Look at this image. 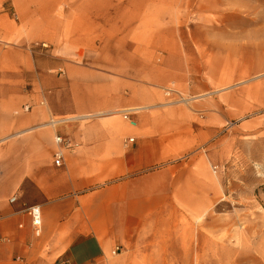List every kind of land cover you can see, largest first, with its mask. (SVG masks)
<instances>
[{
    "label": "rangeland",
    "instance_id": "1",
    "mask_svg": "<svg viewBox=\"0 0 264 264\" xmlns=\"http://www.w3.org/2000/svg\"><path fill=\"white\" fill-rule=\"evenodd\" d=\"M137 1L0 0V14L17 25L19 36L30 29L43 33L30 47L36 68L29 75L36 87L29 81L21 91L36 88L59 107L78 77L73 64L94 71L124 66L129 72L137 55L141 65H157L166 51L156 49L161 38L156 28H207L209 33L198 37L219 38L220 48L185 47L186 58L172 61L178 63L176 77L152 83L141 104L128 109L155 117L162 124L157 137L165 135L172 144L169 157L148 167L165 179L161 201L181 205L173 219L184 250L172 264H264V0H139L150 17L134 28L138 22L131 10ZM91 12L100 18L91 19ZM100 21H106V35ZM2 59L0 50V92L10 89L12 77L11 63ZM120 75L130 82V73ZM121 92L126 96L130 89L125 85ZM4 101L10 99L0 98ZM69 116H51L38 127ZM19 133L10 131L0 140V153ZM62 135L69 138L67 132ZM7 165L0 163V171Z\"/></svg>",
    "mask_w": 264,
    "mask_h": 264
},
{
    "label": "crops",
    "instance_id": "2",
    "mask_svg": "<svg viewBox=\"0 0 264 264\" xmlns=\"http://www.w3.org/2000/svg\"><path fill=\"white\" fill-rule=\"evenodd\" d=\"M148 10L139 0L132 5L131 17L138 22L134 28H139L140 19L150 17ZM91 14V19L100 18ZM99 24L106 35V21ZM18 31L8 15L1 13L0 50L3 59V51L8 54L12 77L10 89L0 92V98L10 99L0 102V140L10 131L20 133L0 153V163L9 164L0 171V264H55L57 260L68 264H172V259H180L184 244L173 217L181 205L161 201L165 179L161 171L148 169L170 156L172 144L165 135L157 137L162 124L155 117L133 112L132 125L113 112L141 104L142 93L152 83L174 79L178 63L172 61L186 58L185 47L219 49V38L198 37L209 33L205 27L156 28L154 33L161 36L156 49L166 51L157 65L151 66L150 61L141 65L137 55L129 72L124 66L94 71L73 64L78 77L71 80L67 99L55 108L53 97L38 94L36 88L21 91L36 68L30 47L43 33L30 29L19 36ZM15 37L18 40L6 43ZM121 73H130V82H123ZM77 82L83 87H77ZM125 85L130 89L126 96L121 92ZM60 113L72 116L51 118L38 127ZM104 114L49 128L52 120ZM57 134L69 147L55 142ZM131 137L134 140L126 142ZM58 149L63 153L60 167L53 162ZM13 195L16 198L10 202ZM32 205L40 207L39 225L26 212ZM116 246L119 250L113 253Z\"/></svg>",
    "mask_w": 264,
    "mask_h": 264
},
{
    "label": "built area",
    "instance_id": "3",
    "mask_svg": "<svg viewBox=\"0 0 264 264\" xmlns=\"http://www.w3.org/2000/svg\"><path fill=\"white\" fill-rule=\"evenodd\" d=\"M133 113V109L130 108V109H125L123 110L122 112V116L125 120L129 121L132 125L135 124V121L130 117L131 114ZM66 120H64L63 122H65ZM57 123H61V122H55L53 123V125L51 126H55V124ZM134 140V138H128L126 139V142H132ZM55 142L58 143V144H62L63 146L65 147H69V142L67 140H63V138L59 135H56L55 136ZM53 162L55 164V166H60L62 165L63 163V153H62V150L61 149H58L54 152L53 154ZM15 195L11 196L9 198V201L10 202H13L15 200ZM26 212L31 216V219H32V223L34 225H39L40 222H41V211H40V207L38 205H32V206H29L27 209H26ZM119 250V247H115L114 250H113V253L117 252ZM65 264H68L67 262H64Z\"/></svg>",
    "mask_w": 264,
    "mask_h": 264
},
{
    "label": "bare ground",
    "instance_id": "4",
    "mask_svg": "<svg viewBox=\"0 0 264 264\" xmlns=\"http://www.w3.org/2000/svg\"><path fill=\"white\" fill-rule=\"evenodd\" d=\"M61 121H63V120H52V121H50V123L53 124L55 122H61Z\"/></svg>",
    "mask_w": 264,
    "mask_h": 264
}]
</instances>
